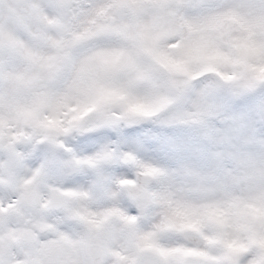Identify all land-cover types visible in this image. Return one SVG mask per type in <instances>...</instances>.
Masks as SVG:
<instances>
[{
	"label": "snow or ice",
	"instance_id": "6c2138e0",
	"mask_svg": "<svg viewBox=\"0 0 264 264\" xmlns=\"http://www.w3.org/2000/svg\"><path fill=\"white\" fill-rule=\"evenodd\" d=\"M0 264H264V0H0Z\"/></svg>",
	"mask_w": 264,
	"mask_h": 264
}]
</instances>
